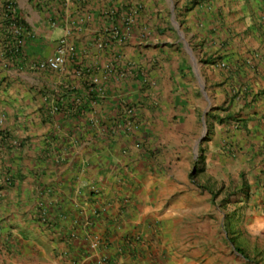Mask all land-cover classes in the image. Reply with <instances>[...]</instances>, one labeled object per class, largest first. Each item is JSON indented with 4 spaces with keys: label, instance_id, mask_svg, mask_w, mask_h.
Wrapping results in <instances>:
<instances>
[{
    "label": "crops",
    "instance_id": "crops-1",
    "mask_svg": "<svg viewBox=\"0 0 264 264\" xmlns=\"http://www.w3.org/2000/svg\"><path fill=\"white\" fill-rule=\"evenodd\" d=\"M230 1L222 66L195 61L205 3L186 16L161 0H0V264L255 263L237 253L242 224L226 220L238 205L223 211L219 190L239 196L260 246L264 0ZM61 39V70L40 69Z\"/></svg>",
    "mask_w": 264,
    "mask_h": 264
},
{
    "label": "rangeland",
    "instance_id": "rangeland-1",
    "mask_svg": "<svg viewBox=\"0 0 264 264\" xmlns=\"http://www.w3.org/2000/svg\"><path fill=\"white\" fill-rule=\"evenodd\" d=\"M162 2H166L167 0H161ZM205 3L206 5L204 6L206 8V13L210 12L211 9H214V7H217L221 10L220 15L216 16V11L213 13V15L208 16L206 13L204 15L205 17V26H206V31H207V37L201 42V49H203V51H201V54L203 55L202 59L203 61H199V59L196 57L195 55V61L198 62V64H202L203 62L208 65V64H212L213 60L216 59L215 64L217 65H222V66H227L229 65V61L226 59L228 58L229 54H227L229 52V50H232V46H234V31L232 30V27H229V20L230 17L232 16V11L229 10V6H232V2L230 0H187L186 3L183 2V4L178 3L176 0H173L172 2L170 0H168L166 2L167 9L170 11L169 14L171 15H182L185 14L187 16V14H191L194 13L192 12L195 8V6L197 5V3ZM180 5V6H179ZM217 9V10H219ZM139 11L141 12L138 15H142L144 17H146L145 15H147V11L145 12V8L140 9ZM148 16H152L153 15V32H155L154 30V26L156 24V30L157 32H159L160 35H163L167 32V28H165V25H170V23H167V19L166 21L164 20L163 22L160 21V19L162 17H160L161 12L157 11V7H155L153 5V8H149L148 7ZM204 11V10H203ZM169 15V17H170ZM229 19V20H228ZM159 22V23H158ZM175 22H178L177 19L175 20ZM137 22L134 18V23H131L128 21V27L129 26H133L132 28H130V33L133 32V28H136ZM179 27L180 33L182 32V26L180 25V23L175 24ZM233 25V24H232ZM231 25V26H232ZM210 27V29L208 28ZM135 31V30H134ZM221 34L220 37H210V36H217L218 33ZM149 32V31H148ZM150 34H152V32H150ZM130 36H132L130 34ZM151 38V36H147V39ZM145 40V41H146ZM218 47V51L216 53H220V55L215 58H213V56L216 54L214 49L216 50V48ZM226 63V64H224ZM132 64V63H131ZM225 68V67H224ZM217 110V109H216ZM227 108H225V106L222 107V111L220 112L219 110L218 113L221 115V120H222V124L226 125L227 121H229L230 119L227 117V113H226ZM210 115H212V112H210ZM236 119H238V117H236ZM220 126V123L217 122L216 125ZM212 128H214V125L211 124V128L208 127V125L206 124L205 128H204V135H205V140H207L210 136H215L211 135V131ZM223 130V137L225 136L226 139H228L227 135L230 133L229 129H222ZM217 132H219V130H217ZM218 135V134H217ZM222 149V148H221ZM197 172L195 174L196 177V182L200 184V182H198L197 177L199 176V174H201V171L203 170V168L201 169L199 167V169L197 168ZM208 176V173H207ZM210 179L206 180V184L207 187L208 185H210V187L214 186L215 184L212 183L214 177L213 174L209 175ZM216 178V177H215ZM218 178V177H217ZM217 182V181H216ZM220 182H224V180L220 181ZM209 187V188H210ZM223 187V184H222ZM207 189V188H206ZM238 189V188H237ZM210 190V189H208ZM214 192V191H212ZM217 192V191H216ZM219 192H221L222 195V205L221 208L223 211H227L230 206H235V203H237L238 207L236 210V214H234L230 219L228 218L226 221L228 222L229 220H232V222L234 221V219H237V224L241 225L242 227H240V229H237L236 232L233 231L232 235L236 236V243H237V253L239 255H247L248 257H250L251 259H253L255 261V263L253 264H264L262 263V261H260V257L262 255H264V238H262V242L261 245L258 246V244L255 242L253 243L250 239L253 238L252 234L250 231H247V227H245V223L249 222V220H247L246 218L248 216H251L252 214L250 213H245V210H243L244 205H241L240 200L238 199L239 196H235L230 195V194H226L225 190L222 188L221 190H219ZM241 193V191H238ZM242 196H244V194H241ZM237 198V199H236ZM228 212V211H227ZM250 212H254V210H250ZM235 223V222H234ZM249 230V229H248ZM236 247V248H237Z\"/></svg>",
    "mask_w": 264,
    "mask_h": 264
},
{
    "label": "built area",
    "instance_id": "built-area-1",
    "mask_svg": "<svg viewBox=\"0 0 264 264\" xmlns=\"http://www.w3.org/2000/svg\"><path fill=\"white\" fill-rule=\"evenodd\" d=\"M68 52L69 49L67 48L66 40H61V44L57 53L53 57L40 61L37 66L42 70L59 71L61 70L62 66L65 64L66 55ZM97 246L98 243L93 242L91 248L95 249Z\"/></svg>",
    "mask_w": 264,
    "mask_h": 264
},
{
    "label": "clouds",
    "instance_id": "clouds-1",
    "mask_svg": "<svg viewBox=\"0 0 264 264\" xmlns=\"http://www.w3.org/2000/svg\"><path fill=\"white\" fill-rule=\"evenodd\" d=\"M12 6H13V4L10 2V3L8 4V8H9L10 10H12ZM139 10H140V9H139ZM139 10H135V9H134V11H135L136 14H139V13H140ZM130 28H131L130 26L128 27V20H127V29L129 30V34H131V33H130ZM61 40H66V39H61ZM66 42H67V41H66ZM60 44H61V41H60ZM59 47H60V45H59ZM67 48H68V47H67ZM58 49H59V48H58ZM57 51H58V50H57ZM66 57H67V55H66ZM46 59H47V58H46ZM46 59H45V60H46ZM65 61H66V60H65Z\"/></svg>",
    "mask_w": 264,
    "mask_h": 264
},
{
    "label": "trees",
    "instance_id": "trees-1",
    "mask_svg": "<svg viewBox=\"0 0 264 264\" xmlns=\"http://www.w3.org/2000/svg\"><path fill=\"white\" fill-rule=\"evenodd\" d=\"M193 178L195 177L194 174L191 175Z\"/></svg>",
    "mask_w": 264,
    "mask_h": 264
}]
</instances>
